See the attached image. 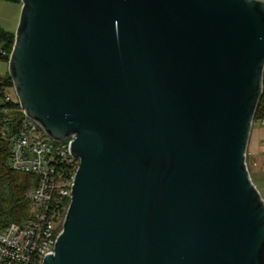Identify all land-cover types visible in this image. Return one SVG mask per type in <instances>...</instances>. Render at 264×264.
I'll return each mask as SVG.
<instances>
[{
    "label": "water",
    "instance_id": "water-1",
    "mask_svg": "<svg viewBox=\"0 0 264 264\" xmlns=\"http://www.w3.org/2000/svg\"><path fill=\"white\" fill-rule=\"evenodd\" d=\"M19 1L14 93L79 161L44 264H264V0Z\"/></svg>",
    "mask_w": 264,
    "mask_h": 264
},
{
    "label": "built area",
    "instance_id": "built-area-1",
    "mask_svg": "<svg viewBox=\"0 0 264 264\" xmlns=\"http://www.w3.org/2000/svg\"><path fill=\"white\" fill-rule=\"evenodd\" d=\"M9 54L0 48L1 59ZM9 88L0 80V139L8 143L9 168L35 182L25 194L27 217L0 229V264H44L60 234L79 161L70 154V139L55 142L21 108V116L14 114L8 104L18 99Z\"/></svg>",
    "mask_w": 264,
    "mask_h": 264
},
{
    "label": "trees",
    "instance_id": "trees-1",
    "mask_svg": "<svg viewBox=\"0 0 264 264\" xmlns=\"http://www.w3.org/2000/svg\"><path fill=\"white\" fill-rule=\"evenodd\" d=\"M20 2L19 0H11ZM14 42V33L4 30L0 26V45L9 54ZM8 61V57L3 58ZM1 84L6 87H13L8 74L1 79ZM8 106L14 109L15 115L21 116L18 112L20 106L17 101L9 103ZM264 119V78L263 91L255 111L254 120ZM0 143V229L11 222L19 223L29 213V203L25 196L26 191L35 182L34 176L18 174L8 166V143L2 139Z\"/></svg>",
    "mask_w": 264,
    "mask_h": 264
},
{
    "label": "crops",
    "instance_id": "crops-1",
    "mask_svg": "<svg viewBox=\"0 0 264 264\" xmlns=\"http://www.w3.org/2000/svg\"><path fill=\"white\" fill-rule=\"evenodd\" d=\"M246 164L253 183L264 191V119H256L252 123L246 149Z\"/></svg>",
    "mask_w": 264,
    "mask_h": 264
},
{
    "label": "rangeland",
    "instance_id": "rangeland-1",
    "mask_svg": "<svg viewBox=\"0 0 264 264\" xmlns=\"http://www.w3.org/2000/svg\"><path fill=\"white\" fill-rule=\"evenodd\" d=\"M21 9V3L11 0H0V26L6 31H15L19 14ZM8 73V62L0 59V80ZM8 92L12 97L15 96L13 88H9ZM2 103V97L0 95V104ZM15 114V113H14ZM1 143V140H0ZM257 187V186H256ZM262 198L264 199V191L257 187Z\"/></svg>",
    "mask_w": 264,
    "mask_h": 264
}]
</instances>
